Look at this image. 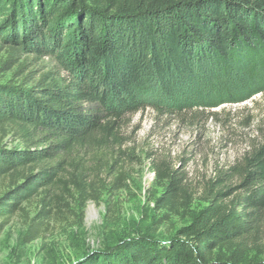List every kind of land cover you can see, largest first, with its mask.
Here are the masks:
<instances>
[{
	"label": "trees",
	"instance_id": "16d2710c",
	"mask_svg": "<svg viewBox=\"0 0 264 264\" xmlns=\"http://www.w3.org/2000/svg\"><path fill=\"white\" fill-rule=\"evenodd\" d=\"M0 44L11 50L6 66L34 54L65 73L0 87V127H16L24 146L0 149V179L14 181L0 199L1 233L61 165L41 178L21 171L95 135L112 136L145 106L147 92L169 101L213 73L264 71V0H0ZM240 175L244 194L225 202L218 193L177 238H130L79 264H264L262 253L253 255L264 212V146ZM157 180L168 183L157 206L174 209L179 179L158 171Z\"/></svg>",
	"mask_w": 264,
	"mask_h": 264
},
{
	"label": "rangeland",
	"instance_id": "374dc122",
	"mask_svg": "<svg viewBox=\"0 0 264 264\" xmlns=\"http://www.w3.org/2000/svg\"><path fill=\"white\" fill-rule=\"evenodd\" d=\"M10 51L0 44V87L65 76L51 57L34 54L6 66ZM213 74L169 101L147 92L145 106L125 116L112 136L95 135L21 171L41 178V171L61 165L47 187L8 216L0 264H79L130 238L169 242L218 193L225 202L243 195L241 169L264 146V71L245 66ZM0 149H24L16 127H0ZM158 171L179 179L174 209L157 206L168 186ZM13 184L10 176L0 179V199ZM263 252L264 212L253 255L264 259Z\"/></svg>",
	"mask_w": 264,
	"mask_h": 264
}]
</instances>
